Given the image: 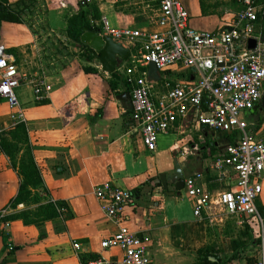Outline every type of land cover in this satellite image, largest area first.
<instances>
[{
    "label": "crops",
    "instance_id": "0c3cea01",
    "mask_svg": "<svg viewBox=\"0 0 264 264\" xmlns=\"http://www.w3.org/2000/svg\"><path fill=\"white\" fill-rule=\"evenodd\" d=\"M181 3L189 11L194 28L211 32L228 27L242 5L241 0ZM230 3L238 6L235 13L217 6ZM39 4L40 12L33 17L20 22L3 21L0 28V45L5 46L26 76L16 88L26 122L12 126L14 110L0 97V127L7 129L0 139V213L7 209L3 218L11 216L0 220V264H86L101 257L120 260V248L102 247V241L117 230L94 192L96 186L105 182L135 194L136 202L126 209L123 223L138 235L150 238L147 252L151 264H211L201 262L199 254L207 247L212 248V262L257 264L261 249L257 220L249 218L239 225L234 216L226 214L213 222L209 216L197 219L193 200L184 188L176 189L174 183L177 157L186 177L202 175L200 183L207 191L236 190L234 170L228 167L219 171L214 168V160L225 153L228 144L238 142L239 132L216 131L197 123L190 114L159 136L155 151L149 150L131 118L133 84L125 71L140 44H122L130 50L129 57L120 67L106 70L87 45L74 42L68 34L69 21L82 12L87 13V19L101 34L104 20L111 28L159 31L157 3L39 0ZM93 6L98 8L99 16ZM141 70L147 71L155 99L165 91V79L181 82L192 80L195 75L192 69L181 65L159 70L160 79L150 78L149 65ZM39 82L48 87L43 90V99L35 92ZM18 125L26 128L42 184L33 189L28 202L12 207L21 182L19 163L26 147L10 133ZM249 125L253 133L264 136V123L258 130L254 124ZM3 139L17 143L16 166L3 149ZM162 173L167 174V188L161 182ZM260 202L259 209L264 214V191ZM48 203L56 206L59 215L36 216L39 207ZM62 206L66 211L61 213ZM22 212H31L30 222L21 216L12 217ZM74 241L80 249L74 248Z\"/></svg>",
    "mask_w": 264,
    "mask_h": 264
},
{
    "label": "built area",
    "instance_id": "2783aa9c",
    "mask_svg": "<svg viewBox=\"0 0 264 264\" xmlns=\"http://www.w3.org/2000/svg\"><path fill=\"white\" fill-rule=\"evenodd\" d=\"M153 1L158 6L156 24L161 30L111 28L104 20V32L99 33L121 44H140L139 52L125 70L133 84L134 127L151 151L157 149L160 135L190 114L197 123L216 131L239 132L238 142L228 144L225 153L214 160L215 169L234 170L237 189L211 193L200 183V173L186 177L184 189L193 200V215L197 219L209 216L213 222L226 214L234 216L239 225L249 218L257 220L261 248L257 264H264V214L257 204L264 191V136L253 133L245 118V113L254 109L264 95V33L260 23L264 0H241V8L228 25L231 30L224 28L220 32L194 28L190 13L180 0ZM250 39L256 41L254 47H250ZM151 62L161 71L181 65L192 69L195 75L192 80L181 82L165 79V91L155 99L147 71L141 70ZM25 79L5 46L0 45V97L14 110L12 126L26 122L24 107L16 94V88ZM35 86L37 97L45 98L43 90L47 85L39 82ZM6 130L0 127V139ZM94 192L102 211L117 225L115 233L102 241V247H118L123 257L118 261L101 257L86 264H151L147 252L150 238L138 235L123 223L126 209L136 202L135 194L110 182L96 186ZM59 211L66 208L62 206ZM7 212L1 211L0 220ZM73 245L80 249L77 241Z\"/></svg>",
    "mask_w": 264,
    "mask_h": 264
},
{
    "label": "trees",
    "instance_id": "16d2710c",
    "mask_svg": "<svg viewBox=\"0 0 264 264\" xmlns=\"http://www.w3.org/2000/svg\"><path fill=\"white\" fill-rule=\"evenodd\" d=\"M40 10L39 0H18L16 2L11 3L9 0H0V28L3 21H13L20 22L24 20L26 17H33ZM93 10L95 11V15H98V8L93 6ZM32 19V18H31ZM30 24H32V20L28 19ZM260 23L263 27L264 33V15L260 19ZM86 29H94L99 31L98 27H93L91 21L87 19V13L82 12L81 15L74 17L69 21L68 24V34L74 40V42H80V37L83 30ZM247 120L254 124L255 130H258L262 124L264 123V111L261 109L260 103L252 110L247 112L246 115ZM14 140L21 141L23 144H26L24 149V153L20 159L19 169L21 173V182L19 185L18 193L16 197L12 200L11 206L16 207L19 203L28 202L33 196V189L38 188L42 184V178L40 170L36 164V160L34 158L32 148L29 145L26 128L24 125H18L15 129L11 130ZM237 134L235 133L234 136ZM234 136H231V140H234ZM17 143H13L8 141L7 139L2 140L3 149L6 153L11 157L13 164L17 165L16 156L19 152V149L16 148ZM62 205V204H60ZM59 215L56 206L53 203H48L46 205H42L36 211V216H42L44 218H50L56 215ZM29 215L31 212H22L20 214L12 216L14 217H23L26 222H30ZM11 216L3 218L4 220H8ZM211 247H207L203 250L199 251L201 255V262L211 263V264H224L226 260H219L217 262H212L209 259V256H214L211 253ZM4 262V261H3Z\"/></svg>",
    "mask_w": 264,
    "mask_h": 264
},
{
    "label": "water",
    "instance_id": "95a60500",
    "mask_svg": "<svg viewBox=\"0 0 264 264\" xmlns=\"http://www.w3.org/2000/svg\"><path fill=\"white\" fill-rule=\"evenodd\" d=\"M231 30V27H226ZM81 42L89 47V52L94 55L106 70H114L120 67L124 59H127L130 50L125 48L121 43L115 41L111 36L101 35L94 29H86L80 37ZM256 41L250 39V47H254ZM149 76L150 78L160 79L159 69L154 63H149ZM261 109L264 111V95L260 101ZM174 183L178 190L184 188L185 171L183 163L177 158H174ZM161 182L167 188V174L160 175Z\"/></svg>",
    "mask_w": 264,
    "mask_h": 264
},
{
    "label": "rangeland",
    "instance_id": "374dc122",
    "mask_svg": "<svg viewBox=\"0 0 264 264\" xmlns=\"http://www.w3.org/2000/svg\"><path fill=\"white\" fill-rule=\"evenodd\" d=\"M180 1H181V0H180ZM182 1H183V0H182ZM217 6H221V9H224V8H226V9H231V10H232V11H231L232 13H235V10H237V7H238L236 4H231V3H230V4H221V5H220V4H217ZM231 12H230V13H231ZM194 20H196V18H195ZM249 127H251V129H253L251 125H250ZM259 203H261V202H260V197L257 199V204H258V206H260Z\"/></svg>",
    "mask_w": 264,
    "mask_h": 264
}]
</instances>
